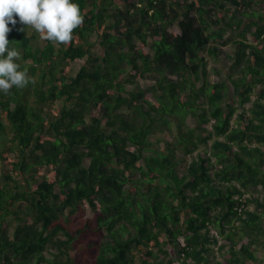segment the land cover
Returning a JSON list of instances; mask_svg holds the SVG:
<instances>
[{"label": "trees", "instance_id": "1", "mask_svg": "<svg viewBox=\"0 0 264 264\" xmlns=\"http://www.w3.org/2000/svg\"><path fill=\"white\" fill-rule=\"evenodd\" d=\"M73 2L71 43L8 35L35 83L0 92V264H264V0Z\"/></svg>", "mask_w": 264, "mask_h": 264}, {"label": "clouds", "instance_id": "2", "mask_svg": "<svg viewBox=\"0 0 264 264\" xmlns=\"http://www.w3.org/2000/svg\"><path fill=\"white\" fill-rule=\"evenodd\" d=\"M18 22L35 29L44 40L67 45L74 30L83 25L84 16L73 0H0V92L5 94L13 87L21 89L35 83L16 62L20 52L9 48L8 35Z\"/></svg>", "mask_w": 264, "mask_h": 264}, {"label": "rangeland", "instance_id": "3", "mask_svg": "<svg viewBox=\"0 0 264 264\" xmlns=\"http://www.w3.org/2000/svg\"><path fill=\"white\" fill-rule=\"evenodd\" d=\"M96 38V37H94ZM58 46H60V44H57ZM234 49H235V45L233 44H229L223 47L222 52L220 54V56L218 58L211 56L210 57V70H211V78L212 80H218L221 77H224L228 74L229 72V66L231 64V55L234 53ZM102 47L100 45V43H97L95 46V51L96 52H101ZM85 59H79L76 62H74L73 67L78 70L79 67L84 63ZM154 83V81L152 79L149 78H141L140 80V84L142 86H148L150 84ZM135 84H129L128 85V89L134 88ZM61 104L60 101H57L54 105H53V109L59 107ZM190 123L191 124H195V121L193 119H190ZM150 140L153 142V146L155 148H161V149H165L167 141H171L173 140V134L170 131H165V132H158L154 135H152L150 137ZM89 163V158L86 159V164ZM94 212L91 208H88L87 210V215H92ZM169 245V246H168ZM167 248H170L172 245L168 244ZM52 251L55 250L54 248L51 249ZM50 251H48L47 253L50 255L49 253ZM175 252V251H174ZM138 261L136 262V264H140V258L138 257L137 259Z\"/></svg>", "mask_w": 264, "mask_h": 264}, {"label": "built area", "instance_id": "4", "mask_svg": "<svg viewBox=\"0 0 264 264\" xmlns=\"http://www.w3.org/2000/svg\"><path fill=\"white\" fill-rule=\"evenodd\" d=\"M199 154L206 155L204 150H197L194 152V155L191 158H193V157L195 158V156H197ZM213 160H215V158ZM259 188H261V186ZM248 196H250V193L244 194V196L241 197V201L245 200V198ZM261 196L263 197L264 193H262ZM246 208H247V205L244 202L243 203L239 202L236 205V210H237L238 214H240V215H243L242 212ZM208 234L210 237V245L212 246V248L215 251V254L217 256V260L223 259V257H224L223 251L225 252L228 249V245H227L228 241L226 240L225 236L222 233H220L219 230H217L215 227H211ZM179 240H180L181 245L183 247L187 246L186 238L184 235H181L179 237ZM171 251L174 252V249L171 248ZM184 259H185L184 256L183 257H177L173 264H197L194 261H192L191 259L188 260L187 262ZM199 264H202V263H199Z\"/></svg>", "mask_w": 264, "mask_h": 264}]
</instances>
